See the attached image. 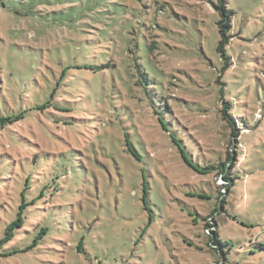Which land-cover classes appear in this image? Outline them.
Instances as JSON below:
<instances>
[{"label":"rangeland","instance_id":"1","mask_svg":"<svg viewBox=\"0 0 264 264\" xmlns=\"http://www.w3.org/2000/svg\"><path fill=\"white\" fill-rule=\"evenodd\" d=\"M217 2L0 0V264H264V0L226 69Z\"/></svg>","mask_w":264,"mask_h":264},{"label":"trees","instance_id":"2","mask_svg":"<svg viewBox=\"0 0 264 264\" xmlns=\"http://www.w3.org/2000/svg\"><path fill=\"white\" fill-rule=\"evenodd\" d=\"M227 4H228L227 0H218L217 4H214V8L220 14V20H219L220 43H219L218 49H219V52L222 54L223 59L225 60V63H226L225 69L230 64L228 61L231 60V58L226 54V46L228 45V41L231 38V30H232V28H234L233 27V21H232V17L234 15V12L231 9H229ZM21 117H22V114L19 115L18 117H15L13 120L11 118H5V119H1L0 122L1 123L13 122L14 120H19ZM228 121H229V124L233 127V140L235 142H237L238 138L240 137L239 135H240V129L241 128H240V126H239V128H237L236 124L231 122L230 119ZM194 168L196 171L199 170V171H204V172H208L209 169H211V168L199 169L198 167H194ZM232 168H233V164H230L228 168H227L226 164H222L221 167H219V169H221L220 171L223 173L230 171ZM225 179L228 181L227 177H225ZM228 182H230V181H228ZM24 206H25V204L23 206H21L19 214H18V218L15 221L8 224V226L6 227V234H5V237L2 239L1 242H4V241L7 242V241L11 240L14 236L15 229L22 227V225L24 223V220H23ZM207 227L211 228L212 226L210 224H208ZM37 241L38 240L36 239L35 244H37ZM213 243H216L217 245L220 243L217 235L215 237H213V236L211 237V246L213 245Z\"/></svg>","mask_w":264,"mask_h":264}]
</instances>
